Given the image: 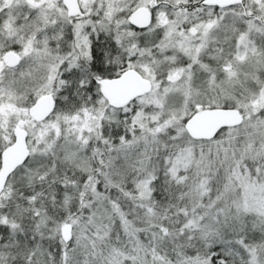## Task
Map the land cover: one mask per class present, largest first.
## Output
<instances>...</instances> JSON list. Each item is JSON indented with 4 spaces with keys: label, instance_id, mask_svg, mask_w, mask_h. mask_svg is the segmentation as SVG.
Segmentation results:
<instances>
[{
    "label": "snow or ice",
    "instance_id": "obj_1",
    "mask_svg": "<svg viewBox=\"0 0 264 264\" xmlns=\"http://www.w3.org/2000/svg\"><path fill=\"white\" fill-rule=\"evenodd\" d=\"M0 264H264V0H0Z\"/></svg>",
    "mask_w": 264,
    "mask_h": 264
}]
</instances>
